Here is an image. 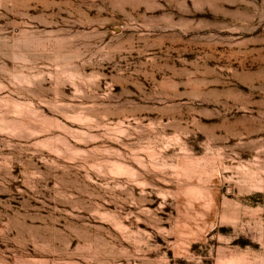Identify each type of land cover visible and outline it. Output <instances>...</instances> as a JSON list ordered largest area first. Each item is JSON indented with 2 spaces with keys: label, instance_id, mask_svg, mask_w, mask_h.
Segmentation results:
<instances>
[{
  "label": "rangeland",
  "instance_id": "rangeland-1",
  "mask_svg": "<svg viewBox=\"0 0 264 264\" xmlns=\"http://www.w3.org/2000/svg\"><path fill=\"white\" fill-rule=\"evenodd\" d=\"M0 264H264V0H0Z\"/></svg>",
  "mask_w": 264,
  "mask_h": 264
}]
</instances>
